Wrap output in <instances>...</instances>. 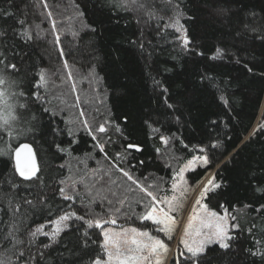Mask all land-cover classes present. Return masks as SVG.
<instances>
[{
	"label": "trees",
	"instance_id": "obj_1",
	"mask_svg": "<svg viewBox=\"0 0 264 264\" xmlns=\"http://www.w3.org/2000/svg\"><path fill=\"white\" fill-rule=\"evenodd\" d=\"M177 5L183 13L181 23L203 56L183 52L173 29L157 33V25L171 22ZM133 7L135 10L125 12L111 7L110 0H0V9L13 14L0 15V27L9 37L0 46L20 53L14 60L12 51L7 53L19 74L5 71L17 84L0 85L8 93L9 103L15 104L17 117L11 122V137L0 128V260L4 264H88L90 256L77 259L83 256L79 248L70 253L84 231L92 240L102 239L99 228L88 229L74 220L81 232L62 234L47 249L43 248L49 242L47 237L31 240L29 233L56 218L61 210L75 211L85 220L113 213L119 220L134 223L141 212L139 195L127 192V185L137 189L119 167L144 184L166 187L196 154L207 155L209 165L188 174L191 184L213 173L223 187L204 202L216 212H223L220 205H225L240 225L229 250L212 245L201 259L205 264H262L245 250L264 249V210H258L264 206V191L257 190L264 189V0H137ZM47 8L57 18L59 40ZM18 20L25 21L23 27ZM24 29L30 38L16 35ZM217 47L228 53L223 58L226 62L210 59ZM65 61L77 74L87 78L92 72L95 77L99 97L93 100L94 110L86 112L93 124L97 120L108 125L105 143L85 129H73L69 114L60 109L56 99L50 100L42 85L33 87L39 84L41 70L51 73L53 85H61L56 93L71 105L74 98L67 82L65 86L62 82ZM201 74L215 80L201 82ZM155 81H160L161 87ZM213 84L227 86V91H218ZM164 85L168 93L162 92ZM21 91L23 97L14 95ZM34 91L40 99L33 97ZM164 95H169L176 111L165 107ZM221 95L229 103L222 102ZM99 99L103 103L99 104ZM124 115L130 118L127 125L122 121ZM161 136L168 138L166 144ZM128 142L141 144L144 151L125 152ZM25 143L33 145L39 161V172L30 180L19 176L14 162V150ZM213 143L218 147L213 148ZM99 145H104L103 151ZM202 148L206 152L201 153ZM117 153H123L124 158ZM139 161H144L143 165ZM102 168L110 175L104 182L99 181ZM94 169L99 177H94V172L88 177L87 171ZM73 175L80 176L82 182L73 183L75 192L70 187L73 184L66 190L77 199L64 201L58 189ZM127 195L133 200L129 210L118 203ZM117 207H121L120 213L115 211ZM257 240L261 243L256 244ZM21 251L23 259L19 258ZM88 251L98 249L90 244Z\"/></svg>",
	"mask_w": 264,
	"mask_h": 264
},
{
	"label": "snow or ice",
	"instance_id": "obj_2",
	"mask_svg": "<svg viewBox=\"0 0 264 264\" xmlns=\"http://www.w3.org/2000/svg\"><path fill=\"white\" fill-rule=\"evenodd\" d=\"M111 7L123 9L125 12L135 10L133 6L137 5V0H110ZM142 7V5H141ZM0 15L10 16L13 15L3 9H0ZM151 16L152 13H149ZM183 13L179 10L178 5L175 7L174 17H170L171 22L165 23L163 25H157V33L160 34L163 30L171 28L177 33L176 40L178 41L179 47L185 53H194L197 56H203L202 51L196 50V45L191 35L188 32V29L184 24L181 23V16ZM163 19V17H158ZM17 23L22 27L25 24L24 20H18ZM55 26V24H53ZM95 30V29H93ZM16 35H22L30 38V33L27 29H24L22 32H17ZM8 32L5 28L0 27V44L3 41L8 40ZM59 39V37H57ZM141 50L144 49V44L139 45ZM12 51V59H16L20 53L16 52L14 49H9L7 45L0 46V85H4L6 82L8 86L11 87L17 84L16 81L9 80L8 76L5 75L6 70H11V72L19 74V69L17 68L16 63L9 61L7 53ZM214 55L210 57L212 60H221V62H226L223 58L228 55L225 49L217 47L214 50ZM239 63V61H237ZM247 71L252 72L251 68H248ZM39 84L34 83L33 87H38L45 84L44 71L41 70L38 76ZM201 82L205 80H215V77H209L206 74H201ZM156 86L161 87L160 81H155ZM218 91L226 92L227 86L221 88L217 84L212 85ZM162 92L168 93V86L164 85L162 87ZM20 97L24 96V93L21 91L17 94ZM33 97L40 99L38 92L32 93ZM8 93L0 87V105L3 106V111H0V128L4 129L5 132L11 137L13 134V129L11 127V122L15 121L17 117L14 115L15 104L8 103ZM165 107L169 109L170 112L176 111L173 103L169 102V95H164L162 97ZM219 99L225 104L229 103L225 99V96L221 95ZM21 108H24V105H20ZM47 111V110H46ZM182 114V113H181ZM179 119V117H175ZM122 121L125 125L130 123V118L128 115L122 117ZM87 126V121L84 122ZM86 130L91 134L92 129L87 128ZM153 131H159V129H152ZM100 132H105L106 129L103 125L99 127ZM117 131H120L117 128ZM73 135L71 131L68 133ZM131 135V133H129ZM127 139V137H125ZM160 140L162 143H167L168 138L161 136ZM213 148L218 147V143L212 144ZM56 148L59 151H65V149L60 148L59 145H56ZM100 151L104 150V145H99ZM125 152H140L144 151V148L139 143L128 142L124 146ZM3 151V150H0ZM201 153L206 152V149H200ZM27 153L26 159L22 161V153ZM15 153V162L16 169L20 177H23L26 180H30L37 176L39 171L35 156L32 154V149L30 145L23 144L19 148L14 150ZM117 156L124 158L123 153H117ZM139 164L143 165L144 161H139ZM191 165H196L197 167H207L209 165V159L207 155L193 156L192 159L180 168L174 175L171 180V191L172 196H163L158 197L154 194L153 191H149L147 187L140 184L138 180L134 179L130 172L125 171L124 168L119 167V171L132 183L136 184L141 191H143L146 196L149 198L150 203L145 206V212L138 218L143 221H150L154 225L153 231L157 235H153L152 231L142 230L140 228H122L119 231L113 228H105L106 224L115 225L117 223L116 219L110 220H85L84 216L78 215L75 211H63L61 210L60 214L54 219H49L48 224L53 225V229L50 232L44 231L45 224H40L35 227L30 233V239L35 240L38 234H42L45 237H48L49 242L43 245V248H50L53 244L57 243L61 238L62 234H67L69 232H81L80 228H77L72 221L78 220L86 228L91 229L93 227L100 229V237L102 239L92 240L86 231L82 232V239H79L77 244L74 246L72 253L75 254V248H79L83 253V256H77V259H83L84 256H90L88 264H165L169 253L172 254L171 264H205L201 259L203 257L209 246L218 245L223 250H229L232 247L234 241L237 240V236L234 235V232L240 230L239 223L236 222V216H230L229 211L225 205H220L223 209L222 213L216 212L214 210L208 209L207 204L203 205L204 211L194 218V221H189L182 230V237L178 241L177 248L172 250L169 248V244L165 242L163 237L168 240L172 239V234L177 230L178 220L175 215L181 208V201L183 200L184 189L188 184L185 174L189 171H196V168L191 167ZM63 185L64 181H60ZM14 187H18L14 185ZM71 187L72 192H75L74 184ZM223 187L222 182H217L215 176H211L207 179L203 186L199 188L197 193L196 204L199 206L200 202L204 200L209 194H215L217 190ZM195 190V189H194ZM258 191H264V189H257ZM180 192V195L177 196L176 193ZM59 197L64 201H74L77 197L71 194L66 190V187H60L58 189ZM27 204L32 205V201H26ZM109 204L112 201H108ZM121 206L124 204V200L118 202ZM19 209V204L16 205ZM258 210H264V206H261ZM117 213L121 212V207L115 209ZM126 214V213H125ZM249 234H251L252 229H248ZM12 234L10 233V236ZM17 244L23 245V240H16ZM256 244H260L261 241H255ZM95 245L98 251L89 252V246ZM182 249V250H181ZM246 253L251 257H258L262 264H264V249L256 248L255 250L246 249ZM39 256H42V252L37 253ZM19 258H24V252H19ZM0 264H4L3 260H0ZM11 264V261H9Z\"/></svg>",
	"mask_w": 264,
	"mask_h": 264
},
{
	"label": "rangeland",
	"instance_id": "obj_3",
	"mask_svg": "<svg viewBox=\"0 0 264 264\" xmlns=\"http://www.w3.org/2000/svg\"><path fill=\"white\" fill-rule=\"evenodd\" d=\"M46 11H47L48 15L50 16V20H51L50 23H51L52 27L54 28V34L56 36V39H57V37H59V39H60L59 29H57V18L54 15L51 8H47ZM53 24H55V26H53ZM59 39H57V40H59ZM62 72L64 73L62 75V77H65V79L62 80V82L64 83V86H65V82H67L70 93L72 94V97L74 98L73 102L71 101L72 102L71 105L69 104L70 103L69 99L65 100V99L60 97L61 93H58V94L56 93V92H59V90L56 87L61 86V85H57L56 87H55V85H53V81L55 80V77H53V75L51 73L48 74V72H44L45 84L42 85L43 91H45L46 93H48L50 95V97H51L50 100L53 101L56 99L55 102L58 104L60 109L63 112H66L67 114H69V116H70L69 117L70 118L69 124L71 126H73V129L79 131V130H84V129L86 130V127L91 128L92 129L91 134L94 136V138L98 139L99 143H105L104 142L105 136H103V135L108 132V125L104 123L105 121L99 122L97 120H96V122L94 121L95 124H93V122H91L92 120L89 118V116L87 115V112H86V111H88V113H89L90 110H94L93 108L96 104L93 102V100L95 98L99 97L98 92L100 91V89L95 86L94 75L92 74V72H89V75H86L87 78H85V77H83V74H79V73L77 74V71H75L66 61L64 62V67H63ZM92 82H93V85H92ZM86 85L88 88L84 89V87ZM93 87H95V88H93ZM53 94H55V97H52ZM97 94H98V96H97ZM101 102L103 103V101H100V99H99L98 103L101 104ZM8 103H9V100H8ZM0 111H3L2 105H0ZM85 121H87V126L84 123ZM101 125H103L105 127V129H106L105 132L99 131V127ZM200 155H202V154H196L195 156H200ZM203 155H205V154H203ZM188 162H186L185 164H187ZM81 163H83V162L80 161V164ZM184 165H182V167ZM75 167L76 166H72L71 170L75 171L76 174H78L79 172ZM191 167L198 168L196 165H191ZM87 172L88 173H86V175H88V177H89V174H91L92 172H94L93 173L94 177H96V178L99 177V172L95 171V169L89 170ZM100 172H101L100 175L102 176V179H99V181L101 180V182H104L103 179L105 177H110V175L108 174V172L106 173L104 168H102L100 170ZM190 172L191 171H189L185 174V178H186L188 184L185 186V189H184L183 200L181 201L182 206H181L180 210L177 213H175L177 220H178L177 230L172 234L171 240H168L167 238L163 237L162 234H159V235H161V238L165 239V242L169 244V248L172 250H175L177 248L178 241L182 237V230L186 226V224L189 221H194V218L196 216H199L204 211L203 205L206 204L204 202V200H202L200 202L199 206L196 204L197 193H198L199 188H201L203 186V183H205L209 177L213 176V173H210L200 183L193 185V184H191V182L188 178V174ZM73 176H72V178H69V180L66 181L67 182L65 184L66 189H67V187H69L70 184H73L75 182L80 184L82 182V180H80L81 179L80 176H74V177ZM134 179H136V178H134ZM129 182L131 183V186L133 184L137 190H135L133 187H130L127 185V192H131L134 194L136 191V194L139 195L138 197L137 196L136 197L138 198V200L140 202L139 206L141 207L140 214L134 219L135 224L131 223V221H129V220H123V219L119 220V218H116L112 215L113 213L108 215V216H106V215L95 216V219H101V220L116 219L117 223L115 225L106 224L105 228H113V229L119 231L122 228L136 227V228H140L142 230L152 231L153 235H157V233L155 231H153L154 225L152 224V222H150V221L146 222V221L140 220L138 218L139 216H141L145 212V210H146L145 206L150 203L149 198L146 196V194L143 191H141V189L136 184L132 183V181H130V180H129ZM95 183H96V181H95ZM139 183L144 185L145 187H147L149 191H153L154 194L157 195L158 197H163V196H169L170 197L173 195V193L171 191V183H170V185H168L166 187H165V184H162V183H153V184H149V185L144 184L143 182H140V181H139ZM84 185H85V187H89L88 184H83V186ZM101 186H103V185H101ZM176 195L179 196L180 192H177ZM130 202H133V200L131 199L130 195H127L126 199L124 201L126 210H129L128 207H129ZM208 209H209V207H208ZM219 213H222V212H219ZM230 216H233V215L230 214ZM138 223H139V225L137 226ZM45 225L46 226L44 228V231H47V232H50L54 227L53 225H50L48 223ZM38 237H45V236H43L42 234H38ZM171 260H172V254L169 253L167 260L165 261V264H171Z\"/></svg>",
	"mask_w": 264,
	"mask_h": 264
},
{
	"label": "water",
	"instance_id": "obj_4",
	"mask_svg": "<svg viewBox=\"0 0 264 264\" xmlns=\"http://www.w3.org/2000/svg\"><path fill=\"white\" fill-rule=\"evenodd\" d=\"M25 144H28V145H30V147H31V149H32V154L35 156V160H36V163H37V166H38V169H39V161H38V158H37V155H36V152H35V149H34V147H33V145H31L30 143H25ZM23 145V144H22ZM20 147V146H19ZM18 147V148H19ZM26 156H27V153L25 152V153H22V156H21V159H22V161L24 160V159H26ZM14 162H15V153H14ZM15 167H16V162H15ZM17 170V169H16ZM18 172V171H17ZM39 172V171H38ZM38 172H37V174H38ZM19 174V173H18ZM23 178V177H22Z\"/></svg>",
	"mask_w": 264,
	"mask_h": 264
}]
</instances>
